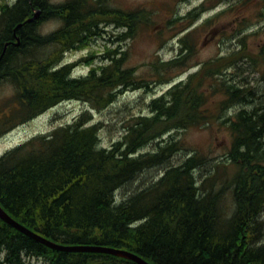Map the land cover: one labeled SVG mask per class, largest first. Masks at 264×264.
<instances>
[{
    "label": "trees",
    "instance_id": "trees-1",
    "mask_svg": "<svg viewBox=\"0 0 264 264\" xmlns=\"http://www.w3.org/2000/svg\"><path fill=\"white\" fill-rule=\"evenodd\" d=\"M113 1L0 2V55L7 46L0 58V83L14 89L17 106L2 119L0 136L57 104L74 100L89 107L72 123L35 135L0 157V207L29 230L66 246L124 250L150 264H264V221L259 218L264 210V114L245 107L253 91L226 75L249 58L244 36L235 50L201 63L198 71L152 98L147 113L130 114L124 136L108 147L101 146V124L89 112L106 109L128 91L170 83L197 66L191 59L199 32L229 11L235 12L233 35H238L249 25V10L264 0H233L199 25L211 0L184 16L166 7L171 15L164 25L151 7L124 8ZM36 10L38 18L25 22ZM49 19H59L61 27L43 35L40 26ZM110 27L120 30L110 40L119 45L144 36L162 44L171 33L177 56L156 58L141 73L139 66L128 65L129 50L119 45L105 49L98 61L90 52L77 63H60L63 53L89 46ZM80 64L87 72L71 77ZM216 121L230 135L225 160L214 164L217 186L194 178L211 161L206 154L191 150L181 138H164ZM151 144L155 148L143 151ZM181 150L192 151L182 164L116 200V193L140 173ZM25 257L42 264H136L107 253L53 250L0 219V264H25Z\"/></svg>",
    "mask_w": 264,
    "mask_h": 264
},
{
    "label": "rangeland",
    "instance_id": "rangeland-1",
    "mask_svg": "<svg viewBox=\"0 0 264 264\" xmlns=\"http://www.w3.org/2000/svg\"><path fill=\"white\" fill-rule=\"evenodd\" d=\"M1 1L13 2V0H0V2ZM64 1L66 0H51L53 3H62ZM203 1L205 0H114L113 2L119 7L124 8H132L138 5L151 7L154 13L156 12L157 16H159L158 20L163 19L160 25H164L167 20L165 16L171 15L170 11H164L166 7H174L177 16H184L188 11L199 6ZM232 2L234 1H208L206 7L209 9L200 15L195 24L199 25L206 19L227 9L231 6L230 4ZM255 3L256 2L253 1L249 5L252 6ZM263 5V3H257L254 10H249V25L238 35H233L238 27L234 18L235 12L229 11L216 18L212 28L205 29L202 33L199 32L196 39L197 51L195 56L191 59L192 64L198 63V65L187 69L170 83L152 85L148 91H128L120 95L112 105L100 111L89 109L91 120L101 124V130L99 133L101 146L108 147L120 139L123 133L122 126L124 120L130 114L141 112L147 113V104L152 98L158 97L166 92L171 85L178 83L179 81H184L189 74L198 71L203 62L219 58L229 54L232 50H235L239 46V37H245L246 50L248 51L249 58L239 62L237 65L238 67L236 69H230L226 75L238 84L253 87L256 94L255 96L257 97L255 106L259 102L264 104ZM260 9L262 10L261 13L255 15ZM60 27L61 21L58 19H49L41 24L40 32L43 35H47L58 30ZM157 28H160V26H157ZM119 31V29H114L112 27L108 28L106 31L108 34H105L102 38L95 39L89 46L65 53L62 56L60 63H77L82 57L90 52H93L94 55H96L95 60L98 61L105 49H112L116 45H119L118 43H113L115 41L110 42ZM170 34L167 35L162 44L157 41H154V43L151 38L144 36L140 39L125 41L119 46L121 50H129L128 65L139 66L138 72L141 73L149 66V63L155 62L156 58L166 61L177 56V39L174 35L169 37ZM87 70L88 68L85 64H80L77 66L75 72L85 74ZM15 100L14 89L8 83H0V114L4 113L6 108L7 111L16 108ZM253 106L254 104H251L247 107L252 108ZM88 108L87 105L75 101L58 104L0 137V155L17 145L22 144L35 135L46 134L58 126L73 122L78 115L88 110ZM233 110L234 109L229 110L228 115L232 114ZM170 136H172V140L175 138L183 139L190 146L191 150L196 149L210 158L211 161L207 162L198 170V173H202V176L210 169H215L214 164H221L225 160L226 152L230 145L229 132L226 129V126L220 121L205 124L198 128H191L186 131L175 130L170 132L164 138L168 139ZM153 148H155V145L151 144L146 146L143 151H149ZM190 152L192 151H178L162 165L143 171L135 180L121 188L116 193V200L120 201L123 198H128L134 192H137L152 183L163 174L165 169L182 163ZM218 171H220V169H218ZM262 214V217H264V211ZM24 260L25 264L41 263L35 258L26 257Z\"/></svg>",
    "mask_w": 264,
    "mask_h": 264
},
{
    "label": "water",
    "instance_id": "water-1",
    "mask_svg": "<svg viewBox=\"0 0 264 264\" xmlns=\"http://www.w3.org/2000/svg\"><path fill=\"white\" fill-rule=\"evenodd\" d=\"M40 15V10L36 11V13H34V15L27 19L25 22H31L34 19H36L38 16ZM22 24H18L15 29L14 32L16 31V29H18L19 27H21ZM18 39H16V44H18ZM6 48V46H5ZM4 48V49H5ZM0 219L8 224L9 226L13 227L15 230H17L18 232H20L21 234L35 240L36 242H39L40 244H43L44 246L53 249V250H57V251H68V252H100V253H107V254H111L114 256H118L121 258H125L128 260H131L133 262H135L136 264H150L148 262H146L144 259H142L140 256L124 251V250H119V249H114V248H98V247H74V246H66V245H62V244H58L56 242H53L51 240H48L40 235H38L37 233L29 230L28 228L24 227L22 224L18 223L17 221H15L12 217H10L1 207H0Z\"/></svg>",
    "mask_w": 264,
    "mask_h": 264
},
{
    "label": "bare ground",
    "instance_id": "bare-ground-1",
    "mask_svg": "<svg viewBox=\"0 0 264 264\" xmlns=\"http://www.w3.org/2000/svg\"><path fill=\"white\" fill-rule=\"evenodd\" d=\"M59 20V19H58ZM60 21V20H59ZM67 52H70V51H66L65 53H67ZM4 53H5V50H3L2 52H1V55H0V58L4 55ZM65 53H63V55L65 54ZM62 55V56H63ZM62 59V58H61ZM2 80L3 79H0V82H2ZM236 82V81H235ZM237 83V82H236ZM244 86H246V85H244ZM246 87H248V86H246ZM248 88H250L253 92H252V95L251 94H248L247 95V98H246V100H245V107L246 106H248V105H251V104H254V107L259 111V112H262L263 111V114H264V104H262L261 102H259L258 104H256V106H255V102H256V94H255V92H254V90H253V87H248ZM162 95V94H161ZM160 95V96H161ZM160 96H158V97H160ZM157 98V97H156ZM74 101V100H73ZM75 102H79V101H75ZM58 105V104H57ZM56 105V106H57ZM55 107V106H54ZM254 107H252V108H254ZM246 108H249V107H246ZM72 123V122H71ZM263 127H264V124H263ZM122 129H123V127H122ZM172 132V131H171ZM124 136V133H122V135H121V137H120V139H118V140H121L122 139V137ZM260 137H261V139H263L264 138V133H262L261 135H260ZM117 140V141H118ZM113 144V143H112ZM189 155H187V157H188ZM186 157V158H187ZM185 158V159H186ZM184 159V160H185ZM184 160L182 161V163L184 162ZM182 163H180V164H182ZM206 164V163H205ZM204 164V165H205ZM179 165V164H178ZM203 165V166H204ZM175 166H177V165H175ZM170 167H172V166H170ZM202 167V166H201ZM201 167H199V169L201 168ZM227 167V166H226ZM198 169V170H199ZM198 170H197V172L195 173V176H194V178H196V180L198 181V180H207V181H205V183H207V184H213V185H215V186H217V184H218V180H217V171L215 170V169H210L206 174H204L203 176H202V173L201 174H199L198 173ZM201 175V176H200ZM223 204V202H221L219 205H222ZM264 211V210H263ZM263 213V212H262ZM262 215L263 214H261V217H259L260 218V220L261 221H264V217H262ZM15 220V219H14ZM16 221V220H15ZM19 223V222H18ZM264 232V231H263ZM39 235V234H38ZM264 236H263V234H262V238H263ZM45 238V237H44ZM47 239V238H46ZM49 240V239H48ZM52 241V240H51ZM26 258V257H25ZM24 258V259H25ZM27 258H30V257H27ZM34 259V258H33ZM35 259H37V258H35ZM37 260H39L41 263L40 264H42V261L40 260V259H37Z\"/></svg>",
    "mask_w": 264,
    "mask_h": 264
},
{
    "label": "flooded vegetation",
    "instance_id": "flooded-vegetation-1",
    "mask_svg": "<svg viewBox=\"0 0 264 264\" xmlns=\"http://www.w3.org/2000/svg\"><path fill=\"white\" fill-rule=\"evenodd\" d=\"M9 116H10V113H5V114H4V118H5V117L8 118ZM2 124H3V122H0V125H2Z\"/></svg>",
    "mask_w": 264,
    "mask_h": 264
}]
</instances>
